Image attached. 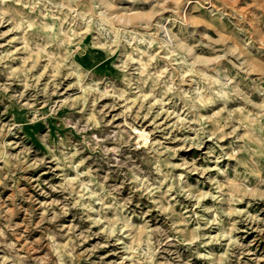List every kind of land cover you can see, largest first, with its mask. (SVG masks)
Listing matches in <instances>:
<instances>
[{
  "label": "rangeland",
  "instance_id": "374dc122",
  "mask_svg": "<svg viewBox=\"0 0 264 264\" xmlns=\"http://www.w3.org/2000/svg\"><path fill=\"white\" fill-rule=\"evenodd\" d=\"M188 1L0 0V264H264V0Z\"/></svg>",
  "mask_w": 264,
  "mask_h": 264
},
{
  "label": "bare ground",
  "instance_id": "6f19581e",
  "mask_svg": "<svg viewBox=\"0 0 264 264\" xmlns=\"http://www.w3.org/2000/svg\"><path fill=\"white\" fill-rule=\"evenodd\" d=\"M189 2H191L190 0L188 1V2H186V3H189ZM161 4V3H160ZM184 5V4H183ZM164 6V5H163ZM183 8V7H182ZM137 10V9H136ZM135 11V10H134ZM181 11H182V9H181ZM184 12V11H183ZM116 13V12H115ZM120 13V12H119ZM118 13H116V15H117ZM122 14V13H121ZM185 14V13H184ZM115 15V16H116ZM127 15H129V14H127ZM126 15V16H127ZM148 15V14H147ZM130 16V15H129ZM137 16H138V14H137ZM124 17V16H123ZM128 17V16H127ZM127 17H125V18H127ZM120 18H121V16L119 17V20H120ZM186 18V17H185ZM125 20H127V19H125ZM111 21V20H110ZM46 23V22H45ZM124 25V24H123ZM164 29H165V27H164ZM74 62L77 64V65H83L82 64V60L79 58V57H76L75 59H74ZM214 88V87H213ZM212 89V88H211ZM219 95V94H218ZM96 138V137H95ZM100 145V144H99ZM1 238V237H0Z\"/></svg>",
  "mask_w": 264,
  "mask_h": 264
}]
</instances>
